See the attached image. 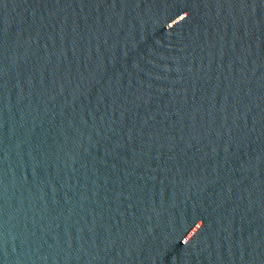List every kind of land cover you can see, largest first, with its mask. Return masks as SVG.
<instances>
[{
  "label": "water",
  "instance_id": "water-1",
  "mask_svg": "<svg viewBox=\"0 0 264 264\" xmlns=\"http://www.w3.org/2000/svg\"><path fill=\"white\" fill-rule=\"evenodd\" d=\"M0 264H264V0H0Z\"/></svg>",
  "mask_w": 264,
  "mask_h": 264
}]
</instances>
